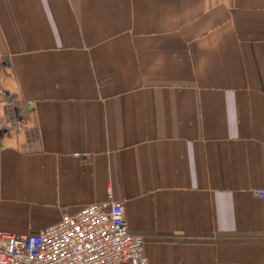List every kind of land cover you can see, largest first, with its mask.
Segmentation results:
<instances>
[{"label":"crops","instance_id":"0c3cea01","mask_svg":"<svg viewBox=\"0 0 264 264\" xmlns=\"http://www.w3.org/2000/svg\"><path fill=\"white\" fill-rule=\"evenodd\" d=\"M0 56V230L111 193L148 264H264V0H0Z\"/></svg>","mask_w":264,"mask_h":264},{"label":"built area","instance_id":"2783aa9c","mask_svg":"<svg viewBox=\"0 0 264 264\" xmlns=\"http://www.w3.org/2000/svg\"><path fill=\"white\" fill-rule=\"evenodd\" d=\"M3 59L0 56L5 68ZM24 125L19 95L0 79V128L9 131ZM253 192L264 203V187ZM123 263L148 264L145 236L130 230L123 202L114 200L111 193L106 201L64 213L57 222L36 232L0 230V264Z\"/></svg>","mask_w":264,"mask_h":264}]
</instances>
